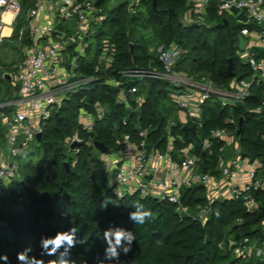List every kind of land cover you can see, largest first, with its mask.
<instances>
[{
	"label": "trees",
	"instance_id": "obj_1",
	"mask_svg": "<svg viewBox=\"0 0 264 264\" xmlns=\"http://www.w3.org/2000/svg\"><path fill=\"white\" fill-rule=\"evenodd\" d=\"M20 1L22 10L13 34L1 43L6 46L7 39L20 41L16 48L19 60L24 48L31 44L29 35L21 36L20 31L27 25V12L33 5L32 0ZM190 6L188 0H156L155 4L154 0H143L131 10L129 0H117L105 7L107 19L95 26L86 57L77 69L79 75L93 77V81L69 94L53 111L41 139L33 140L35 147H30V141L18 156L17 176L1 199L0 252H8L15 260L17 251L32 245L39 254L42 235L55 234L75 224L81 228L78 236L84 243L71 250V258L76 259L75 264H96L106 243L100 236L113 224L135 231L137 237L127 254L121 252L120 264H264V256H237L230 245L231 240L245 237L264 244V189L250 192L257 200V207L250 210L243 198L211 203L204 185L186 187L183 200L194 214H182L166 200L138 193L119 196L117 185L109 180L105 156L94 145L99 140L116 150L122 147L119 137L131 134L137 140L140 130L148 129L149 147L165 150L170 133L183 135L184 142L175 138L173 154L194 143V151L215 172L216 158L224 143L211 140V148L204 150L203 140L211 138L214 129L228 128L239 134L243 156L261 162L264 84L254 82L246 102L233 107L222 106L215 98L206 100L203 126L187 134L177 125L168 124L167 116L174 109L169 98L174 86L171 82L126 75L130 69H162L157 47L176 43L184 52L175 69H187L195 77L206 76L221 88L229 87L234 79H254V71L238 54L244 24L221 12L217 0L211 2L204 22L197 17L188 21ZM105 51L114 57L111 66L99 62ZM10 75L7 70L0 75L1 103L18 97ZM112 79L121 84L112 85ZM132 87L137 88L134 94L143 96V101L138 103L135 96H130L129 106L118 102L119 94L123 90L131 94ZM97 102L104 108V116L96 119L93 130L88 131L81 123V113L83 109L94 112ZM258 107L263 110L257 111ZM233 115L237 119L235 125L227 122ZM3 128L0 118V137L5 136ZM75 133L83 138L79 152L69 145ZM26 157L30 159L27 163ZM205 168L206 164L201 163V169ZM257 174L264 179V165L257 168ZM108 201L117 204L110 202L102 208ZM136 201L152 212L143 225H134L130 219ZM199 205L211 208L206 222L195 214ZM44 258L50 259L47 264H53L55 255Z\"/></svg>",
	"mask_w": 264,
	"mask_h": 264
},
{
	"label": "built area",
	"instance_id": "obj_2",
	"mask_svg": "<svg viewBox=\"0 0 264 264\" xmlns=\"http://www.w3.org/2000/svg\"><path fill=\"white\" fill-rule=\"evenodd\" d=\"M33 5L27 12V25L21 28L20 35L28 34L31 44L24 49L23 58L13 65L11 80L18 87V97L15 100L0 104V108L8 107L14 112L5 113L1 122L7 128L5 136L7 150L0 145V207L1 199L6 195L10 183L16 178L19 163L18 156L30 141L43 133L44 127L56 107L60 106L67 96L87 86L93 77L78 74L79 61L86 57L90 39L96 32L95 26L107 19L106 9L97 0H32ZM115 4L117 0H109ZM190 8L187 11L188 21L196 17L204 22L213 0H188ZM219 10L243 23L241 34L245 46L238 51L240 58L254 71V79H234L229 87L221 88L206 76L190 75L183 81L180 75L174 74L175 65L184 50L176 43L170 46L163 44L157 47V56L162 62V69H130L126 75L154 77L167 80L173 84L169 98L177 109L188 112L187 121L178 120L190 126H203V104L210 98H215L222 106L233 107L245 103L251 96V86L254 82L264 84V0H217ZM143 0H129L131 10H135ZM234 7L239 11L235 12ZM22 10L20 0H0V42L10 38L14 24ZM11 13V20L5 21V14ZM245 12L247 20L238 18ZM11 28L5 33V28ZM114 57L103 52L99 62L111 66ZM175 69V70H174ZM13 77V78H12ZM114 86L121 83L117 79L109 81ZM136 87L130 89L131 94L122 91L118 102L130 105V96H135L138 103L143 96L134 94ZM262 111L263 107H258ZM104 108L95 104V111L83 109L81 117L85 119L83 128L93 130L96 119L104 116ZM177 120L171 125H177ZM228 123L235 125L237 119L230 116ZM148 129L139 132L135 140L131 134L118 138L122 147L104 154L107 162V172L112 184L117 185L119 196L138 193L160 201L166 200L176 206L182 214H194L190 206L183 200V190L186 187L204 185L209 201L243 198L250 210L257 207L256 197L250 192L264 189V179L258 176L257 168L264 162L252 161L244 157L239 141V134L228 128H218L211 132V138L203 140V149L211 148V140H219L224 144L216 158L215 172L210 165L202 161L191 143L173 154L175 138L185 141L183 135L168 136L165 150L149 147ZM74 142L79 146L72 148ZM83 138L75 133L70 139L72 150L79 152ZM238 145V147H237ZM231 146L232 149H227ZM211 153L213 151H210ZM201 163L206 164L201 169ZM208 166V168H207ZM211 208L197 206L196 216L206 222ZM237 256L250 257L254 254L264 256V247L245 237L239 241L231 240Z\"/></svg>",
	"mask_w": 264,
	"mask_h": 264
},
{
	"label": "clouds",
	"instance_id": "obj_3",
	"mask_svg": "<svg viewBox=\"0 0 264 264\" xmlns=\"http://www.w3.org/2000/svg\"><path fill=\"white\" fill-rule=\"evenodd\" d=\"M117 204L114 201L104 203L105 208L109 203ZM134 210L130 212V219L134 225H143L152 216L150 209L143 203L136 201L133 204ZM81 228L75 224L63 230H57L55 234L42 235L39 241V254L33 251L32 245L25 246L17 251L15 260L8 252H0V264H47L50 260H45V256L55 255L53 264H75L76 259L71 258V250L84 240L78 236ZM100 239L105 243L103 255L96 257V264H120L121 252L127 254L133 246V241L137 240L133 230L121 226L110 224L104 231ZM81 264H85L81 261ZM88 264V261L86 262Z\"/></svg>",
	"mask_w": 264,
	"mask_h": 264
},
{
	"label": "rangeland",
	"instance_id": "obj_4",
	"mask_svg": "<svg viewBox=\"0 0 264 264\" xmlns=\"http://www.w3.org/2000/svg\"><path fill=\"white\" fill-rule=\"evenodd\" d=\"M110 4H112L111 1L105 0L103 6L104 7H107ZM2 42H0V75H1V72H3V70H5V71L7 70L8 73H12L13 65L15 64V62L17 63V62L20 61L19 60V57L17 55V49H16V48H19L20 47V41H12L11 39H7V45L6 46H1V43ZM244 46H245V42H244V39H243V41L241 43V47H244ZM94 54H95V50L93 52H91V55H94ZM80 63L81 62L79 61V64ZM174 74L180 75L181 76V79L183 81L188 80L190 78V75H191L190 72L187 69H182V70L176 69L174 71ZM13 81L14 80L12 79L11 80L12 84H14ZM1 87H2V84L0 83V88ZM4 87L6 88V86H4ZM2 103H4V102H2ZM0 104H1V102H0ZM12 112H14V109L11 110L8 107H3V110L0 112V118L3 116V114H5V113L11 114ZM187 115H188V112L186 110H184V109H177L174 106V109L173 110L171 109L170 113L167 116L168 117V124H169V126H170V124L172 122H174L176 120L187 121ZM83 122H85V119L83 117H81V123H83ZM2 131H3V135L6 136V134H7V128L6 127L3 128ZM5 136L4 137H0V145L4 149L7 150V148H6L7 147V143H6ZM29 145H30V147L34 148L35 147V142L34 141L31 142ZM237 147H238V145H237ZM227 149L231 150L232 147L231 146H227ZM24 160H25L26 163L30 161L29 157H26ZM258 247H261L262 248V247H264V244L263 245H260L259 244Z\"/></svg>",
	"mask_w": 264,
	"mask_h": 264
},
{
	"label": "water",
	"instance_id": "obj_5",
	"mask_svg": "<svg viewBox=\"0 0 264 264\" xmlns=\"http://www.w3.org/2000/svg\"><path fill=\"white\" fill-rule=\"evenodd\" d=\"M103 0H97V5L101 4ZM156 3V0H154V4ZM233 10L235 12H238L239 11V8L238 7H234ZM238 18L242 19V20H247V15L245 12H241L238 16ZM232 59L230 58V69L232 68ZM243 123V119H241V125ZM177 127L178 128H181L183 131H185L187 134L190 132V131H195L196 130V126H190V125H187V124H183L182 122H178L177 123ZM42 137V133H38L37 135V138L38 139H41ZM80 143L78 142H74L72 144V148H75L76 146H79ZM94 145L95 147L101 151L102 153H105V154H109V153H112V149H110L104 142H101L99 140H96L94 141ZM261 161L264 162V148L263 150L261 151ZM66 167L68 168L69 167V163L66 162ZM208 168V166H207Z\"/></svg>",
	"mask_w": 264,
	"mask_h": 264
},
{
	"label": "bare ground",
	"instance_id": "obj_6",
	"mask_svg": "<svg viewBox=\"0 0 264 264\" xmlns=\"http://www.w3.org/2000/svg\"><path fill=\"white\" fill-rule=\"evenodd\" d=\"M10 20H11V13L7 12V13L5 14V21L9 22ZM10 30H11V28H10L9 26H7V27L5 28V33H9Z\"/></svg>",
	"mask_w": 264,
	"mask_h": 264
}]
</instances>
